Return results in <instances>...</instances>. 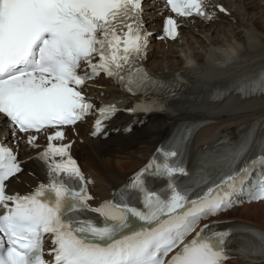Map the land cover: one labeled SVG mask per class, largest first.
Segmentation results:
<instances>
[{"label": "snow or ice", "instance_id": "6c2138e0", "mask_svg": "<svg viewBox=\"0 0 264 264\" xmlns=\"http://www.w3.org/2000/svg\"><path fill=\"white\" fill-rule=\"evenodd\" d=\"M142 3L0 0V119H7L13 133L27 134L32 148L39 147L38 133L56 129L38 156L49 181L28 194L6 191V182L23 168L16 153L0 143V264H225L233 254L264 264V232L249 231L235 250L225 243L246 226L214 231L205 225L185 243L201 220L234 207L231 196L245 186L251 200L264 201V137L257 140L252 129L205 165L211 170L202 169L194 187L175 182L177 174L187 175L178 158L181 146L161 149L163 163L154 158L121 189L118 200L95 207L89 181L70 155L71 145L53 143L64 139L60 128L75 126L91 113L93 104L83 95V86L101 73L133 94L160 85L140 64L150 35L144 30ZM166 3L177 16L212 19L205 0ZM177 29L176 20L168 17L165 35L175 40ZM254 84L255 92L264 94V73ZM154 110L155 105L147 104L129 109ZM116 111L114 105L100 108L93 135ZM254 145L257 155L237 168ZM172 158L177 160L169 163ZM257 167L260 175L253 184ZM146 174L166 177L167 189L151 190ZM195 188L202 191L193 199ZM46 237L52 243L51 260L45 259Z\"/></svg>", "mask_w": 264, "mask_h": 264}, {"label": "bare ground", "instance_id": "6f19581e", "mask_svg": "<svg viewBox=\"0 0 264 264\" xmlns=\"http://www.w3.org/2000/svg\"><path fill=\"white\" fill-rule=\"evenodd\" d=\"M224 1L229 9V14H220V21L225 22L226 20L227 24L230 21L234 23L238 19L236 18L238 15L240 21L243 22L245 19L243 15L251 12L258 4H261L258 0ZM154 8L155 6L151 5L150 23L153 28L159 25L158 11ZM220 24L221 22L214 24L210 21L196 24H193V21L186 22L180 38L186 39L190 49H193L190 56L179 52V38L175 42H171L169 46L163 42L154 41L151 45V51L148 53V62L150 64L152 62L151 66L149 64L150 70L155 73H163L162 75L167 78L182 77L189 85L193 83L202 85L204 88L203 93L212 91L218 85H229L231 91L237 90V84L239 83H236L238 80L236 78L240 80L247 79L264 67V10L253 16V20L249 24L253 34L257 33L255 35V39L258 40L256 45H252V38L251 35H248V31L247 35H244L243 33L236 34V30H233V37L236 38L237 43L232 42L228 34H225V37L232 42V45L226 43L225 38L221 36L213 37L212 35L213 43L218 45L217 50H207V53L195 50V41H198L202 47L208 48V45L203 42L206 38L209 39V35L203 33L206 30L205 28L212 29L214 33L216 31V34H219L221 31ZM196 26L200 27L198 31L195 30ZM204 35L206 36L204 37ZM177 54L182 55V57L179 56L178 60L172 59ZM236 54L239 58H243L242 62L245 60L246 63L236 66L231 62V59L234 60L237 57ZM164 62H167L168 71L162 69ZM99 85L105 88L102 91L106 92V98L115 100V97L122 96L121 91L110 81L101 80ZM208 97L207 94H203V100L199 102V94L193 99L177 102L173 115L153 116L150 123L127 136L119 134L106 140L94 139L88 137L81 126H79L77 136L69 134L68 139L74 141L71 151L80 158L87 173L93 179L97 198L109 196L111 190L127 179L132 170L147 160L161 139L163 131L171 122L177 119L207 118L215 120L217 123L214 126L202 130L196 138L198 143H204L221 135L234 139L239 131H246L253 124L252 120L264 117V94L246 98L230 96L227 100L218 103H210ZM214 132H216V135H220L217 137L212 136L211 133ZM20 150L26 170L12 179V191L28 189L44 173L41 162L33 153L27 150L25 145L20 144ZM260 205H264V202L246 205L244 208L242 207V211L248 215H253L252 217L260 218L261 216L264 219V209L261 210ZM248 221L264 228L262 224L250 219Z\"/></svg>", "mask_w": 264, "mask_h": 264}, {"label": "rangeland", "instance_id": "374dc122", "mask_svg": "<svg viewBox=\"0 0 264 264\" xmlns=\"http://www.w3.org/2000/svg\"><path fill=\"white\" fill-rule=\"evenodd\" d=\"M258 1H260L261 2V4H258L257 5V7L256 8H253L252 10H251V12H248V13H245V15H243V17L245 18H243L244 19V21L243 22H241L240 21V19H239V15L236 17V18H238V19H236L235 20V22L234 23H232V21H230L228 24L226 23V20H225V22L223 21V22H221V24L219 25L221 28V31H220V33L219 34H216V31H215V33L213 32V30L211 31V30H208L209 28H205L206 30H205V32H203L204 34H207V36L209 35V39L208 38H204L205 40L203 41L204 43H206L207 45H208V48H204V47H202L201 46V44L198 42V41H195V46H196V49L195 50H199L200 52H202V53H207V50L208 51H214V50H217V48H218V45L217 44H215V43H213V37H217V36H221L222 38H225V41H226V43H228V44H231L232 45V42H236L237 40H236V38L235 37H233L234 35H233V33H232V31L233 30H236V34L238 33H243L244 35H247L246 33H247V31H248V35H251V38H252V40H251V42H253V44L252 45H256L257 43H258V40L257 39H255V35L257 34H253V32H252V30L250 29L251 27L249 26V24H251V22H252V20H253V16H255V15H258L259 14V12L261 11L262 12V10H264V0H258ZM232 19V18H231ZM231 19H229V20H231ZM220 23V22H219ZM232 26L231 28L229 27V26ZM235 26V27H234ZM200 27H197L196 28V31H197V29H199ZM244 31V32H243ZM207 32H210V33H212L213 32V34L215 35H213V34H208ZM225 34H228L229 35V39L230 40H232V42H230V41H228L227 40V38L225 37ZM197 35V34H196ZM212 35H213V37H212ZM206 35H204V37H205ZM197 38H199V37H197ZM199 40H201V38H199ZM237 43V42H236ZM234 44V43H233ZM178 49H179V52L181 53V54H183V55H192V53H193V49L191 48L190 49V47H189V45H188V41L186 40V39H181L180 40V43H179V46H178ZM179 56H181L182 57V55H176V56H174L175 58H172V59H175V60H178V57ZM236 56H237V54H236ZM171 58V57H170ZM171 59V60H172ZM171 60H170V62H171ZM242 60H243V58L241 59V58H239V56H237V57H235L234 58V60L233 59H231V62H233L236 66L238 65V66H241V65H243V63L245 62L246 63V61L244 60V62H242ZM254 60V59H253ZM253 60H251V61H253ZM169 62V63H170ZM237 62V63H236ZM240 62H242V63H240ZM248 62V61H247ZM244 63V64H245ZM150 64V63H149ZM151 64H152V62H151ZM164 65H162V69L163 70H165L166 69V71H167V62H164L163 63ZM193 64H194V61H193ZM261 206V210H263L264 209V205H260ZM244 208V207H243ZM243 208H239L238 210H241V211H235L234 213H232V215H230V216H236V217H241V218H244V219H250L251 221H254V222H257V223H259V224H262V225H264V219H262L261 218V216H260V218L259 217H252L253 215H248L247 213H245L244 211H242V209Z\"/></svg>", "mask_w": 264, "mask_h": 264}]
</instances>
